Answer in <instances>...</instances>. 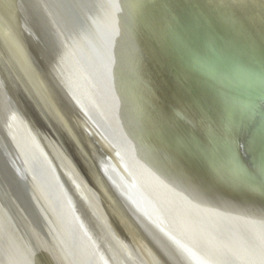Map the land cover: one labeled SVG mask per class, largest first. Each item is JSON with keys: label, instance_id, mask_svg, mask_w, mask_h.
<instances>
[{"label": "bare ground", "instance_id": "bare-ground-1", "mask_svg": "<svg viewBox=\"0 0 264 264\" xmlns=\"http://www.w3.org/2000/svg\"><path fill=\"white\" fill-rule=\"evenodd\" d=\"M184 1L148 0L161 31L144 38L149 63L124 44L112 54L130 147L95 113L86 121L120 176L106 179L90 159L116 245L90 238L64 253L29 233L22 264H264V0Z\"/></svg>", "mask_w": 264, "mask_h": 264}, {"label": "water", "instance_id": "water-1", "mask_svg": "<svg viewBox=\"0 0 264 264\" xmlns=\"http://www.w3.org/2000/svg\"><path fill=\"white\" fill-rule=\"evenodd\" d=\"M93 1L105 3L101 16L98 6L86 12L70 0H0V264H22L29 233L36 241L54 237L64 253L90 238L116 245L90 159L106 179L120 176L86 121L95 113L110 137L130 147L135 136L112 102L119 88L112 54L124 44L149 63L153 45L144 38L161 31L148 0Z\"/></svg>", "mask_w": 264, "mask_h": 264}]
</instances>
